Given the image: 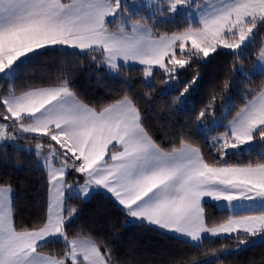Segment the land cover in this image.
I'll list each match as a JSON object with an SVG mask.
<instances>
[{"label": "snow or ice", "instance_id": "snow-or-ice-1", "mask_svg": "<svg viewBox=\"0 0 264 264\" xmlns=\"http://www.w3.org/2000/svg\"><path fill=\"white\" fill-rule=\"evenodd\" d=\"M0 264H264V0H0Z\"/></svg>", "mask_w": 264, "mask_h": 264}]
</instances>
